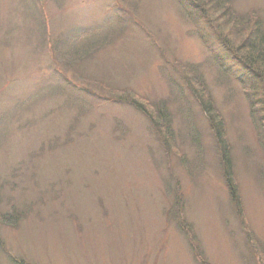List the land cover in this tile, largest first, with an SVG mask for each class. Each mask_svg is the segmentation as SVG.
Instances as JSON below:
<instances>
[{
  "label": "rangeland",
  "instance_id": "obj_1",
  "mask_svg": "<svg viewBox=\"0 0 264 264\" xmlns=\"http://www.w3.org/2000/svg\"><path fill=\"white\" fill-rule=\"evenodd\" d=\"M207 1L0 0V264H264V0Z\"/></svg>",
  "mask_w": 264,
  "mask_h": 264
},
{
  "label": "trees",
  "instance_id": "obj_2",
  "mask_svg": "<svg viewBox=\"0 0 264 264\" xmlns=\"http://www.w3.org/2000/svg\"><path fill=\"white\" fill-rule=\"evenodd\" d=\"M207 0L206 1H199V0H189V4L192 8H199L201 7V9L206 10L207 8ZM221 9H218V11ZM261 19L259 21H257L255 24V28L252 29V33L249 36V38H246L240 45L238 46H234V45H229V43L226 42V39H224L223 35H221L218 32V35H220V37L218 36V43H220V46L223 47V51L229 55L232 59L237 60V61H242L244 63V66L246 68H248L249 70H251L252 73V77L253 78H258V81H261L262 83H264V69L263 71H261L260 69H257L255 66V64H257V60L260 59V61H263L264 63V29L262 28V23H261ZM234 24L236 25H249L244 23V21L242 22H238V20H235ZM238 28V27H237ZM251 36L253 37V39L251 38ZM249 45H248V44ZM243 44H245L246 46H248V53L247 55L243 52V50L245 49L243 47ZM256 76V77H255ZM135 102V103H134ZM133 103L136 107L141 106L140 102L135 100ZM142 109H145L144 107L141 106ZM209 112L212 114V111L209 110ZM166 117V116H164ZM215 118V117H214ZM218 133L220 134V136L223 137V135H221L220 130L218 131ZM227 147L223 148V156L226 158L227 160V165L225 167V173H226V181L227 184L230 186L231 188V193L234 195L236 193V182L234 180V176H233V168L232 165L230 163V159L228 158V154H229V149L226 151ZM225 149V151H224ZM1 192V191H0ZM1 196L2 193H0V204H1ZM17 214H19L17 212ZM17 215L15 214V211H6L3 210L1 208L0 205V222L1 223H9L12 222Z\"/></svg>",
  "mask_w": 264,
  "mask_h": 264
},
{
  "label": "bare ground",
  "instance_id": "obj_3",
  "mask_svg": "<svg viewBox=\"0 0 264 264\" xmlns=\"http://www.w3.org/2000/svg\"><path fill=\"white\" fill-rule=\"evenodd\" d=\"M221 50H222V52H223V47H221Z\"/></svg>",
  "mask_w": 264,
  "mask_h": 264
}]
</instances>
